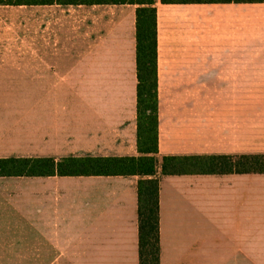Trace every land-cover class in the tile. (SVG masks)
Wrapping results in <instances>:
<instances>
[{
	"label": "crops",
	"instance_id": "0c3cea01",
	"mask_svg": "<svg viewBox=\"0 0 264 264\" xmlns=\"http://www.w3.org/2000/svg\"><path fill=\"white\" fill-rule=\"evenodd\" d=\"M156 8L160 264H264V172L162 173L264 155V0ZM136 25L131 3L0 5V158L55 162L0 175V264H139L142 176L69 168L141 155ZM100 58L134 70L108 84Z\"/></svg>",
	"mask_w": 264,
	"mask_h": 264
},
{
	"label": "trees",
	"instance_id": "16d2710c",
	"mask_svg": "<svg viewBox=\"0 0 264 264\" xmlns=\"http://www.w3.org/2000/svg\"><path fill=\"white\" fill-rule=\"evenodd\" d=\"M163 3L210 2L214 0H161ZM137 4V141L140 156L76 157L69 168L76 175H133L139 181V264H160L159 178L156 176L159 152L158 41L156 0H0V5L47 3ZM194 162V163H192ZM66 163V162H65ZM64 163H59L62 168ZM66 165V164H65ZM196 165L205 172L215 168H236L243 172H264V155L173 157L165 156L162 173L184 171ZM42 166L54 167L53 160L0 158V175H36Z\"/></svg>",
	"mask_w": 264,
	"mask_h": 264
},
{
	"label": "rangeland",
	"instance_id": "374dc122",
	"mask_svg": "<svg viewBox=\"0 0 264 264\" xmlns=\"http://www.w3.org/2000/svg\"><path fill=\"white\" fill-rule=\"evenodd\" d=\"M102 66H105L107 69L106 76L108 84L115 80V73L117 70L122 69L125 72V76L129 71L134 70L135 58H100ZM127 81V80H126Z\"/></svg>",
	"mask_w": 264,
	"mask_h": 264
}]
</instances>
